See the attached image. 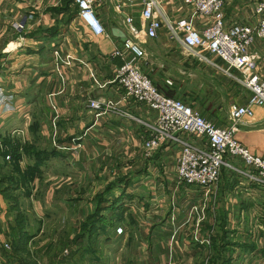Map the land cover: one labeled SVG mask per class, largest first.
Segmentation results:
<instances>
[{
	"label": "crops",
	"instance_id": "crops-1",
	"mask_svg": "<svg viewBox=\"0 0 264 264\" xmlns=\"http://www.w3.org/2000/svg\"><path fill=\"white\" fill-rule=\"evenodd\" d=\"M132 1L133 3L125 2V0H93V11L105 29L103 34L95 36L81 23L76 14L77 6L71 0L68 3L63 0H0V85L11 93L10 96L14 103H22L24 107L27 105L31 108L27 117L26 129L20 127L15 134H10L7 129L2 130L0 141L1 138H9L14 142L37 144L46 149L53 148L54 151L48 153L39 166V172L33 176L29 196L32 194L33 184L35 186V181L40 180L42 175L43 180L51 182L56 180L51 187L52 190L64 184L68 190L71 187L75 188L76 199L73 200L72 195L68 196V191L64 199L66 203H73L76 210L80 207L77 226L88 213L94 211L96 205H101L99 214L103 216V220L105 217L107 219L96 231L106 233L107 237L103 238V242L109 241L111 235L107 233L108 230H112L111 227H114L113 231L119 228L115 237L118 235L123 238V242L113 245V252H121L124 261L122 263L148 264L149 261L140 260L138 257V261L133 263L132 259L123 256L126 252V245L129 246L130 241L133 240L130 226L136 229V225L126 221L128 220L126 217L129 218L127 210L117 213L108 206V203L112 195H116L122 187L131 193V197L124 200V204L130 206L131 202L136 200L142 207L141 205L146 204L147 201L151 202L152 196L147 190L149 185L146 176L149 174L152 177L158 176V171L163 168L161 166L162 157L168 155L164 154L167 147L161 144L149 158L141 156L140 141L144 133L142 121L151 120L153 113L143 103L122 98L123 91L118 87L114 76L115 67L121 60L119 57L110 56L112 48L120 45L122 40L112 33L111 28L121 29L125 35L122 17L123 15L132 17L133 23L139 29L135 41L145 52L144 56L138 60V67L165 94H168L170 90L174 91V84H177L180 74L194 72L197 58L185 53L176 40L168 38L163 27L158 30L156 36H146L142 31L145 21L139 17V0ZM252 2L253 0H227L223 6L225 19L253 23ZM116 3L122 4L119 6L121 9H116ZM180 5V0H162V7L168 17L178 13L176 9H179ZM186 12L188 14V11L184 9L183 13ZM194 21L200 28L201 23L198 18H194ZM15 22L20 23L21 26L14 27ZM249 49L255 55L257 72L264 75V40L256 38L249 45ZM205 53L208 58L207 62L223 74L225 80L242 87L234 78L237 74L236 70H230V74L225 73L219 68L224 67L221 59L211 53ZM154 69H157L158 73L154 74ZM242 89L246 91V94L240 103H244L248 96V91L244 87ZM207 93L197 103L198 112L217 125H226L228 100L222 101V98L216 97L214 90L209 95ZM93 97L112 99L117 109L95 115L93 110L87 106V100ZM236 98L237 96L233 100ZM182 101L191 105L183 97ZM28 132L32 134L30 138ZM233 134L251 151L264 155V106L253 105L252 115L242 116ZM36 136L42 137L45 144L34 143L32 139ZM194 141L198 142L197 139ZM170 147H174L173 143ZM26 156L23 152L21 153L18 159L20 168L29 163V158L27 160ZM92 156L99 158L94 168ZM8 158L5 159L9 160ZM55 160L63 167L59 173L52 169ZM140 160L141 163L138 162L140 165L135 163ZM110 162L115 166L114 168L117 164L122 165L123 163L128 168L119 172L110 168L104 172ZM163 172L166 171L163 170ZM119 177L124 180L117 181ZM220 177L222 178L221 192L223 193L226 188L228 192L232 191L231 195L225 198L224 204L218 206L226 211L227 225L235 228L236 237L243 238L249 235L254 240L256 250L250 252V256L264 254L262 251L264 244L259 247L257 243V237L264 233V210L262 209L264 200H258L261 208L258 213L252 212L249 220V215H245L243 209L254 204L251 201H256L259 197L258 190H251L254 199L242 195V198H248L245 201L233 193L236 183L234 176L222 170ZM110 181H113L111 190L105 194L102 190ZM157 182L163 185V180H157ZM129 187L130 190L127 189ZM85 188L95 189L92 190L90 196H86L87 192L83 193ZM115 188L118 189L117 193L114 192ZM99 193L103 197H99ZM6 205V198L0 191V246L6 243L3 241V236L10 237L6 230V223L9 221L5 213ZM260 213L261 217H256ZM236 215L239 220L243 218L249 220L248 226L243 227V230L233 227L232 220ZM255 220L258 225L254 224ZM147 230L150 233L147 235L146 232L144 235L146 245L151 243V226ZM209 231H206L204 235ZM93 236V240L97 241L96 235ZM120 238L116 239L117 243ZM99 247L100 243L98 246L92 243L88 252L82 249L78 256L82 253L83 258L90 261V258H96L94 262L99 263L103 262L107 254L105 264H114L112 250H107L105 253ZM139 248L138 251H142ZM156 248L157 246L154 249ZM261 248L262 250H259ZM0 249L2 250L1 247ZM1 254L3 256H0V264H4V256L6 258L8 255H5L3 251ZM256 262L258 260L251 263ZM240 263L244 264L241 261H234L232 264Z\"/></svg>",
	"mask_w": 264,
	"mask_h": 264
},
{
	"label": "built area",
	"instance_id": "built-area-1",
	"mask_svg": "<svg viewBox=\"0 0 264 264\" xmlns=\"http://www.w3.org/2000/svg\"><path fill=\"white\" fill-rule=\"evenodd\" d=\"M71 1L77 6V17L91 34L97 36L105 32L93 11V0ZM226 1L180 0L181 5L176 9L179 12L168 17L162 0H139V17L145 21L142 31L146 36H156L163 27L166 36L176 40L185 53L206 61L205 52L211 53L224 63V67L219 68L225 73L230 74L232 69L237 71L234 78L248 91V96L244 103L230 106L226 125L215 124L190 104L163 93L140 70L138 60L145 52L135 41L139 29L129 15L122 17L125 38L112 48L110 56L121 60L115 67L114 76L123 91V100L143 103L153 113L151 120L142 121L144 133L140 147L143 158H149L161 144L168 147L173 143L177 147L174 164L176 183L205 190L216 185L220 173L225 170L236 179L234 193L240 192L254 199L251 190L257 189L258 196L264 200V155L251 151L233 134L240 118L252 115L253 105L264 106V75L257 72L255 55L249 49L256 38L264 40V0L252 2L253 23L226 20L223 13ZM125 2L133 3L132 0ZM121 5L116 3V9H121ZM184 9L188 14L183 13ZM194 18H198L200 28ZM13 26L20 27L21 24L15 22ZM10 97L2 95L1 99ZM87 106L95 115L117 109L114 100L104 98H89ZM8 157L6 154L5 158ZM198 214L188 238L207 244L209 235L199 233L204 213ZM169 218L173 221L174 214L171 213ZM254 224L258 225L256 220ZM3 245L8 246L7 243Z\"/></svg>",
	"mask_w": 264,
	"mask_h": 264
},
{
	"label": "rangeland",
	"instance_id": "rangeland-1",
	"mask_svg": "<svg viewBox=\"0 0 264 264\" xmlns=\"http://www.w3.org/2000/svg\"><path fill=\"white\" fill-rule=\"evenodd\" d=\"M195 67L194 72L190 71V74H180L177 79V84H174V91L170 90L167 93L181 100L183 97V99L191 103V106L195 105V109H198L197 103L202 100L203 96L207 92L208 95L211 94L213 90L215 91L216 97L222 98V101L225 99L228 100V109L231 105L240 103V100L244 98L246 91L242 87H239V85L225 80L224 75L215 70L206 60L196 59ZM153 72L156 74L158 70L154 69ZM0 87V131L7 129V132L9 131L10 134H15L20 127L25 130L28 121L27 117L31 108L29 106L27 107V105L24 107L22 103H14L11 99L12 97L2 100V95L6 96L11 93L5 90L2 85ZM236 96L237 98L233 100ZM17 110H20V112H16ZM31 136L32 134L30 135L29 133L28 137L30 138ZM32 141L34 143H40V145L45 144L42 137L38 138L36 136ZM0 145H2L1 142ZM176 150L177 147H167L164 154L168 155L162 157L161 166L163 168L158 171V176L152 177L150 174L146 176L148 177L147 182L149 185L147 190L150 191L148 193L152 196L151 202L147 201L146 204H142V207H140V204L135 200L131 202L130 206L128 205V209H131L128 212L131 213L135 220L132 222L126 217L128 219L126 221L132 225L134 223L136 229L130 226L132 228L133 240L130 241L129 246L126 245V252L123 256L132 259L133 263H135L134 261H138L137 257L140 260L149 261L148 264H155L157 262H161L162 264H193L200 260L203 261V264L208 263L209 251L206 249L197 254L194 253L189 243L190 239L188 235L193 227L197 212L199 214H201V211L204 213V217L199 223L201 226V222L205 220L210 221L205 215L204 208L208 206L211 210L212 208L215 209L223 205L225 198H228L232 191L228 192L226 188L225 190L223 189L225 192H221L220 183H222V178L220 176L216 185L210 186L205 190L182 182L176 183L174 171ZM26 158L28 160L27 156ZM92 159L94 168L99 158L92 156ZM138 162L141 163V160L135 161V163L140 165ZM53 166L52 169L59 173L62 167L61 164L55 160ZM114 167L110 162L104 169V172H107L110 168L116 172L128 168L125 163L122 165L117 164L116 168ZM163 170L166 172H163ZM107 175L109 174L107 173ZM43 177L42 175L40 180L35 181V186L33 184L31 196L21 195V189L16 194L13 193L12 198H10L11 205L13 201H16L17 205L7 209V212H5L6 217L15 229L18 228L19 232L21 229V241L24 243L21 242V249H19L18 245L15 246L10 243L11 238L9 236H3V241L6 243L9 242L7 247L4 245L0 246L2 248V250L0 249V256L2 255V251L5 255H8L6 258L4 256V264H105L107 262V254H105L106 256H104L103 262L100 261L99 263L94 262L96 258H90L91 261L83 258L82 253L78 256V253L82 249L85 252L89 251L90 243L88 241L83 239V242L78 241L77 244L72 243L71 236L78 230L77 218H79L78 210L80 207L76 210V206L72 205L73 203H66L64 195L68 191L69 193L67 195H72V199L75 200V188L71 187L68 190L64 184V186L52 190L51 187L55 184L56 180L53 182L46 181L43 180ZM156 179L163 180V185L161 186ZM86 183L85 181L84 184L86 185ZM94 189L85 188L83 193L87 192L85 195L90 196ZM127 189L130 190V187ZM114 192L117 193L118 189L115 188ZM235 194L242 195L240 192ZM242 199L246 201L248 198L245 197ZM258 200H261V198H256V201L252 200L251 202H254V204L252 203V205H248L246 209H243V213L247 216L249 215V220L251 213H258L261 208ZM193 205H195V208ZM171 213L174 214L173 221H170L169 218ZM260 215L261 213L256 217L259 218L261 217ZM248 219L243 218L239 221V217L236 215L232 221L239 230H243V227H247L249 224ZM101 223L102 221H100ZM148 225L152 228L151 243H148L150 248L144 240V235L146 232L148 233L147 229L150 227ZM111 229L107 233L111 235L109 241L103 242V238L107 237L106 233H99L97 231L93 235H96L97 241L99 242L93 240V243H96L97 246L100 243L99 249L104 250L105 253H107V250H112L111 254L113 253L114 264H125L122 263L124 261L121 252H113V245L115 246L123 242V238H120L118 235L115 237L116 231L119 228L116 231H113L114 227H111ZM22 230H27L25 231L26 235L30 232H33V234L26 239ZM206 230L205 226L201 227L200 234L203 235L206 233ZM123 232L122 237L124 235ZM244 237L246 238V236ZM118 238L120 239L117 243L116 239ZM236 238L243 239L241 237ZM257 243L259 247L264 244V233L257 237ZM155 244L157 250L154 249L156 247ZM138 248L142 249V251H138ZM249 254L244 256L238 250L234 249L232 252V263L241 260L244 264H252V261L258 260V262L253 264H264V254H252L251 256ZM120 257L122 258L120 259Z\"/></svg>",
	"mask_w": 264,
	"mask_h": 264
},
{
	"label": "trees",
	"instance_id": "trees-1",
	"mask_svg": "<svg viewBox=\"0 0 264 264\" xmlns=\"http://www.w3.org/2000/svg\"><path fill=\"white\" fill-rule=\"evenodd\" d=\"M63 2L68 3L69 0H63ZM0 142L2 144V147L0 148V191L6 198L7 212V209L9 207H14L17 205L16 201H13L11 205L10 198H12L13 193L16 194L18 190L22 189V191H20L21 195L29 196L31 189L30 182L33 176L39 172V166L43 162V159L48 156V153H52L54 149H46L32 143H20L19 141L14 142L9 138H1ZM22 152L29 158V163L24 165L23 168H20L18 159L20 158ZM5 154H8L9 160H6L4 158ZM116 180L122 181L124 179L122 177H119ZM232 182L234 184L235 180ZM112 184L113 181L108 182L102 191L105 194L106 192H109L111 190ZM98 196L103 197L101 193H99ZM130 197L131 193H128L127 191H125V188L122 187L116 195H112V199L108 203V206L113 208L117 213H122L124 212V210L128 211V205L124 204V200H127ZM101 208V205H96L93 212L88 213L85 218L79 221L77 226L78 230L71 236L72 243L77 244L78 241L83 242L84 239L90 243V247L88 249H91V245L93 243L92 241L94 239L93 234L97 232L96 230L100 225L102 226V223L100 224L99 219L102 222H105V220L107 219L105 217L103 220V216L99 214ZM204 209L205 215L207 218H209L210 221L205 220L201 222L200 229L203 226H205V228L207 229L206 231H209L211 229V231L208 232L209 242L207 244H199L195 241L189 240V243L191 244L193 252L196 254L206 249L209 251L207 264H232V252L234 251V249L238 250L240 254H243L244 256L256 250V243L253 239H251L249 235H247L244 239L236 238L235 228H231L227 225V216L224 209L216 207L215 209L212 208L210 210L208 206H206V208ZM128 214L130 220L134 222L131 213L128 212ZM6 230L8 234H10L11 244L15 246L18 245L19 249H21V245L22 243H24L21 241V229L19 232L18 228L15 229V227L9 220L6 223ZM22 231L24 232L22 233L24 234L26 239L33 234V232H30L26 235L25 231L27 230ZM149 233L150 232L148 230L147 235ZM259 250H262V248ZM262 251H264V248ZM193 264H203V261L200 260L197 263Z\"/></svg>",
	"mask_w": 264,
	"mask_h": 264
},
{
	"label": "water",
	"instance_id": "water-1",
	"mask_svg": "<svg viewBox=\"0 0 264 264\" xmlns=\"http://www.w3.org/2000/svg\"><path fill=\"white\" fill-rule=\"evenodd\" d=\"M111 31L113 34H115L116 36L120 37L121 40H124L125 35L123 33V31L117 27H112Z\"/></svg>",
	"mask_w": 264,
	"mask_h": 264
}]
</instances>
